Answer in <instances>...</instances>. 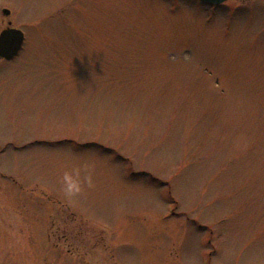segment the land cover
I'll return each instance as SVG.
<instances>
[{"label": "rangeland", "instance_id": "1", "mask_svg": "<svg viewBox=\"0 0 264 264\" xmlns=\"http://www.w3.org/2000/svg\"><path fill=\"white\" fill-rule=\"evenodd\" d=\"M2 7L0 264H264V0Z\"/></svg>", "mask_w": 264, "mask_h": 264}, {"label": "water", "instance_id": "2", "mask_svg": "<svg viewBox=\"0 0 264 264\" xmlns=\"http://www.w3.org/2000/svg\"><path fill=\"white\" fill-rule=\"evenodd\" d=\"M210 5H219L226 0H200ZM6 13L7 10H4ZM22 42V34L18 29H5L0 33V56L10 58L20 48Z\"/></svg>", "mask_w": 264, "mask_h": 264}, {"label": "flooded vegetation", "instance_id": "3", "mask_svg": "<svg viewBox=\"0 0 264 264\" xmlns=\"http://www.w3.org/2000/svg\"><path fill=\"white\" fill-rule=\"evenodd\" d=\"M255 1H257V0H240V3L242 4V5H244V4H250V3H253V2H255ZM3 8L4 7H2V8H0V13H1V15L4 17V18H8L7 19V21H6V23L5 24H1V20H0V33L3 31V30H5V29H10V28H14V29H19L21 32H22V34H23V40H22V44H21V47H20V49L14 54V55H12L10 58H5L4 56H0V63L1 62H9V61H12V60H14L18 55H19V53H20V51L23 49V46H24V43H25V38H26V32H25V30L23 29V28H21V27H19V25H12V22L13 21H11V20H9V17H10V12H8V13H6V12H3ZM22 26V25H21Z\"/></svg>", "mask_w": 264, "mask_h": 264}, {"label": "clouds", "instance_id": "4", "mask_svg": "<svg viewBox=\"0 0 264 264\" xmlns=\"http://www.w3.org/2000/svg\"><path fill=\"white\" fill-rule=\"evenodd\" d=\"M79 173H76V176H74L71 172H66L64 175V181L66 185V191L68 193H73L75 191H79L80 183L77 179Z\"/></svg>", "mask_w": 264, "mask_h": 264}]
</instances>
